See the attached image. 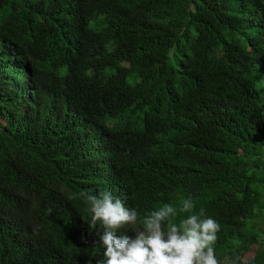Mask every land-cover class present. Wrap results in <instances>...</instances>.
I'll use <instances>...</instances> for the list:
<instances>
[{"label": "trees", "instance_id": "trees-1", "mask_svg": "<svg viewBox=\"0 0 264 264\" xmlns=\"http://www.w3.org/2000/svg\"><path fill=\"white\" fill-rule=\"evenodd\" d=\"M81 192L264 264V0H0V264L103 261Z\"/></svg>", "mask_w": 264, "mask_h": 264}, {"label": "clouds", "instance_id": "clouds-1", "mask_svg": "<svg viewBox=\"0 0 264 264\" xmlns=\"http://www.w3.org/2000/svg\"><path fill=\"white\" fill-rule=\"evenodd\" d=\"M80 196L90 205L89 227L95 228L97 222L103 225L99 241L105 259L99 264H219L213 246L220 225L206 217L204 209L195 211L191 198L184 199L179 209L164 204L151 211L130 238L118 230L137 224L135 209L109 192L100 196L81 192ZM180 214L187 216L177 220Z\"/></svg>", "mask_w": 264, "mask_h": 264}, {"label": "rangeland", "instance_id": "rangeland-1", "mask_svg": "<svg viewBox=\"0 0 264 264\" xmlns=\"http://www.w3.org/2000/svg\"><path fill=\"white\" fill-rule=\"evenodd\" d=\"M135 228H138L136 225H133ZM250 254H248L246 257H248ZM219 264H226V262L225 261H223V262H221V263H219Z\"/></svg>", "mask_w": 264, "mask_h": 264}]
</instances>
